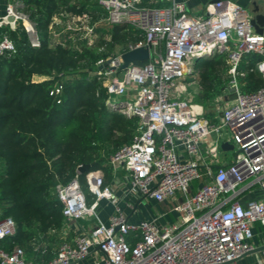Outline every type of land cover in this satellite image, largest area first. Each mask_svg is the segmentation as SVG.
<instances>
[{"label": "built area", "instance_id": "built-area-1", "mask_svg": "<svg viewBox=\"0 0 264 264\" xmlns=\"http://www.w3.org/2000/svg\"><path fill=\"white\" fill-rule=\"evenodd\" d=\"M9 1L0 27L15 30L22 23L32 47L40 48L23 1ZM95 1L105 18L93 21L87 14L62 13L50 27L52 40L56 43L71 32L89 43L99 38L103 23L111 29L129 26L140 34L138 42L100 60L91 76L103 80L110 110L137 119L132 143L109 157L110 166L115 173H128L135 197L166 210L154 219L131 222L101 170L87 173L86 187L77 175L56 189L66 239L46 264H78L93 254L98 257L92 264H235L256 248L257 225L264 228V87L244 93L238 81L240 63L248 54L262 58L256 70L264 77V27L258 34L252 9L231 0L211 2L204 18L191 16L185 1ZM10 17L15 21L9 22ZM141 48L150 49V60L130 64L122 79L116 76L123 55ZM6 52H15V45L3 37L0 56ZM217 53L228 54L229 90L235 99L227 105L220 96L217 121L212 122L199 104L184 96L191 87L200 88L195 61ZM226 143L233 145L234 156L226 155ZM104 200L115 207L108 224L98 215ZM170 216L174 221L167 220ZM79 221L95 225L69 241L68 226ZM15 233L14 220L0 209V241ZM0 259L4 264H39L29 261L20 247L12 252L0 249ZM258 264H264V258Z\"/></svg>", "mask_w": 264, "mask_h": 264}, {"label": "trees", "instance_id": "trees-1", "mask_svg": "<svg viewBox=\"0 0 264 264\" xmlns=\"http://www.w3.org/2000/svg\"><path fill=\"white\" fill-rule=\"evenodd\" d=\"M22 1L42 46L32 47L22 23L15 30L2 28L15 52L0 56V209L14 220L16 233L0 241V249L12 252L20 247L29 261L46 264L55 257L52 245L59 243L57 234L65 226L57 187L77 175L84 185L87 173L99 169L106 173L105 185L110 184L109 157L133 141L137 119L110 110L103 80L91 73L118 47L141 37L129 26H115L110 42L104 39L106 31H100L95 45L69 32L53 45L50 27L60 14H87L97 21L106 12L95 0ZM261 60L255 54L242 59V92L264 87V77L256 70ZM193 68L200 85L195 103L207 104L226 93L232 79L227 53L196 60ZM36 76L54 79L36 83ZM57 87H62L60 94L51 95ZM82 166L90 168L79 174ZM88 201L93 203L91 195Z\"/></svg>", "mask_w": 264, "mask_h": 264}, {"label": "crops", "instance_id": "crops-1", "mask_svg": "<svg viewBox=\"0 0 264 264\" xmlns=\"http://www.w3.org/2000/svg\"><path fill=\"white\" fill-rule=\"evenodd\" d=\"M178 1L180 2L185 1L188 6L189 14L197 18H204L206 16V7L208 4L211 3V0H178ZM231 1L239 3L245 7L248 6L252 10H254L255 8H258L259 13L264 15V0H231ZM10 3L11 2L9 0H0V19L4 18L7 15V8ZM253 3H255L256 6H254ZM3 27H10V26H3ZM3 27H0V40H2L4 37L2 33ZM40 78L41 76L34 77V82L39 83ZM224 97H225V102L227 105H230L235 99L234 95L232 94V91H230L229 88L227 89V96H225L224 94ZM210 115L211 117H208L209 115L207 114V117L212 122H216L217 121L216 118L218 114L214 113ZM99 170L103 172V174L105 175V180H107V176L104 170L102 169H99ZM112 173H113L112 181L108 185L113 187L114 193L118 199L120 208L127 215V217L130 218L131 222H138L143 219H154L157 217L158 214L162 213L163 210H161L158 207L160 205L153 203V206L151 208L147 207L143 205L144 202L146 201L145 199H140V197H135L131 193L129 182H128V173L125 170L122 169L115 173L112 169ZM83 186L86 187V182ZM246 199L247 198H245V201ZM140 201L141 203L139 204V207L137 208V204ZM114 212H115V207L112 202L104 200L100 203L99 209H98V215L100 217V220L103 221L105 224L109 223V219L114 214ZM174 219H175L174 216H170L168 217L167 220L174 221ZM84 222L86 224H83L81 221H79L77 223H73L68 226L69 235L67 239L69 241H72L77 235H81L84 232H87L93 225H95L94 222H90V221H84ZM62 230L58 232L57 234L59 243L52 245L55 249L56 254H57L59 247L63 244V242H65V239H66V237L62 233ZM255 233H256L255 239L253 240L254 246L256 248L264 246V228L257 225ZM51 234H55V233L52 232ZM97 257H98L97 254H93L86 261L80 262L78 264H92L93 261ZM262 258H264V252L242 258L235 264H258V260Z\"/></svg>", "mask_w": 264, "mask_h": 264}, {"label": "water", "instance_id": "water-1", "mask_svg": "<svg viewBox=\"0 0 264 264\" xmlns=\"http://www.w3.org/2000/svg\"><path fill=\"white\" fill-rule=\"evenodd\" d=\"M220 0H211V2H218ZM254 6H256L255 3H253ZM253 14H254V19H253V25L257 30L258 34H262L263 33V27H264V15L259 13V9L255 8L254 10H252ZM15 19L13 17L9 18V22H14ZM151 57V53H150V49L149 48H141V49H136L133 51H130L128 53H125L123 55V65L121 66V70L124 71L126 70L130 64L138 62V63H146L147 61L150 60ZM109 63L106 64V66H108ZM102 69V67H101ZM113 70H115V68H113ZM223 150L225 151H230L233 149V145L231 143H226L222 146ZM89 166H82L79 168V172L81 174H84L86 171L89 170ZM141 203V201L137 204V208L139 207V204ZM264 252V246L262 247H258L255 248L252 252L248 253L247 255L243 256L242 258H245L247 256L250 255H254V254H259ZM241 258V259H242ZM3 261L0 259V264H2ZM228 264H233V263H228Z\"/></svg>", "mask_w": 264, "mask_h": 264}, {"label": "rangeland", "instance_id": "rangeland-1", "mask_svg": "<svg viewBox=\"0 0 264 264\" xmlns=\"http://www.w3.org/2000/svg\"><path fill=\"white\" fill-rule=\"evenodd\" d=\"M103 24H105V23H103ZM99 25L100 26V28H99V30L100 31H106V33L108 32L109 33V35L108 34H106V36L104 37V39L107 41V42H110L111 41V37H109V36H111L110 35V31L112 30L111 29V27H109L108 25ZM56 28V27H55ZM74 34V33H73ZM101 34V35H100ZM99 34V38H97V39H93V40H90V42H89V45H95L96 43H99V40H100V38H101V36H102V33H100ZM62 35H64V34H62ZM61 35V36H62ZM75 36H78V37H81L80 36V34H74ZM61 36L57 39V41H55L56 43H54V41H53V45H55V44H58V43H61ZM81 39V38H80ZM83 40V39H82ZM84 41V40H83ZM124 74H125V71H118L117 72V75L116 76H119V78L120 79H122L123 77H124ZM42 80V81H41ZM47 80V77H41L40 78V82L39 83H42V82H44V81H46ZM38 81H39V79H38ZM189 81H191V79L189 80ZM199 91H200V88L199 87H196V86H194V87H191L190 88V91L184 96V99H188V100H193V102H195L194 100V95H197L198 93H199ZM224 96V95H223ZM225 96H227V92L225 93ZM220 97V96H219ZM219 97H216V98H214L211 102H209V103H207V104H203V103H196V104H199V106L203 109V111H204V113L207 115H210V114H214V113H216V114H218L219 113V106H218V103H217V101H218V98ZM124 100V99H123ZM234 154H235V151H227V153H226V155L227 156H230V157H232V156H234ZM85 191H86V193L88 194V191L85 189ZM88 198H89V195H88ZM143 205H145V206H147V207H152L153 206V202H150V201H145L144 202V204ZM161 210H166L164 207H161V206H158ZM155 208H156V206H155Z\"/></svg>", "mask_w": 264, "mask_h": 264}]
</instances>
